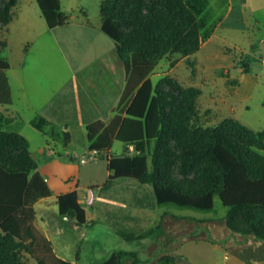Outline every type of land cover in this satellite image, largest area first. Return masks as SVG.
<instances>
[{"label":"trees","instance_id":"trees-1","mask_svg":"<svg viewBox=\"0 0 264 264\" xmlns=\"http://www.w3.org/2000/svg\"><path fill=\"white\" fill-rule=\"evenodd\" d=\"M38 1L50 28L66 23L61 0ZM17 2L0 0L2 25L13 19ZM101 14V28L114 39L124 64L126 82L119 105L125 108L108 123L102 119L88 123L89 148L110 152L114 140H119L130 151L108 153L112 173L107 183L133 178L153 185L158 205L201 212L213 210L218 196L228 211L217 219L165 220L164 215L147 232L122 233L128 240L153 238L162 246L155 255L142 258L137 251L119 250L100 264L183 262L187 258L174 251V236L184 233V241L200 237L202 227L246 262L263 260L264 129L233 116L204 126L197 121L198 87H184L170 76L155 84L150 77L165 55L200 50L196 12L184 0H101ZM7 44L0 35V103L12 101L10 63L2 56ZM38 167L28 138L0 128V264H28L27 254L38 264H82L80 249L75 261L62 259L35 224V202L53 193ZM176 170L182 178L175 176ZM57 203L60 215L75 217L77 228L88 224L77 188L58 194Z\"/></svg>","mask_w":264,"mask_h":264},{"label":"rangeland","instance_id":"rangeland-1","mask_svg":"<svg viewBox=\"0 0 264 264\" xmlns=\"http://www.w3.org/2000/svg\"><path fill=\"white\" fill-rule=\"evenodd\" d=\"M184 1L196 12L201 24L203 45L213 33L217 30L219 32L215 41L220 46V52L211 54V61L216 66L213 70L206 71L207 66L202 58V52H206L205 47L202 51L190 55L171 52L158 61L150 77L155 84L165 76H170L184 87H198L201 94L196 98L197 121L204 126L218 125L226 117L232 116L229 114H233L254 129H264V69L257 71L252 68L256 64L264 63V0H242L243 8L239 0ZM232 5L234 17L246 20V29L218 27ZM61 6L66 12L67 20L56 29L48 27L38 0H18L13 8V19L8 25L0 23V35L8 40V47L3 48L2 56L7 58L12 67L8 75L13 85L17 110L25 117H36L38 113L45 116L42 119L37 117L36 121L48 134L32 125L23 126L31 139L39 167L50 175L60 170L52 165L51 158L46 159V156L41 155V150H45V145L50 140L57 150L53 157L56 159L62 157L59 155L67 156L68 163L75 165V170L79 169L80 201L87 208L90 220L88 224L77 229L74 225L75 217L58 213L55 197L48 199L49 205L46 201L37 203L35 207L38 216L45 215L44 220L50 224L52 238L56 244L66 240L63 244L65 249L68 248L66 254L75 256L77 250L81 249L82 264H100L119 250H134L142 258L152 257L158 246L153 238L147 236L128 240L122 233L147 232L155 227L164 215L169 218L177 216L194 220L217 219L225 216L228 209L218 196L215 198L214 209L207 212L170 204L158 205L153 185L141 183L133 178L120 179L110 189H106L104 184L109 171L108 153L123 154L130 151L123 142L114 140L110 152L99 151L96 157H92L87 123L98 119L108 123L116 113L124 110V105H119V98L125 87V68L114 39L101 28V0H61ZM226 55L234 59L235 71H232L231 67L222 66L226 65ZM23 62L25 67L21 70ZM238 70L257 72L259 81L249 100L236 104L232 98L235 103L232 113L231 109L226 110L223 98L230 99V94H234ZM208 73L210 77H207ZM92 80L93 86L90 85ZM101 83H104L106 91L110 87L106 99H118L111 114L109 110L100 114L92 113L96 104L94 99H97V93L100 92L98 84ZM166 88H169L168 83ZM24 92L29 94L34 107L24 108ZM5 115L7 110L0 105V116ZM66 125L72 138L68 144ZM21 126L20 118L14 123L6 124L0 117V128L13 129ZM262 152L264 153V149ZM64 156L62 159H66ZM83 157L88 160L82 162ZM72 165L66 170H71ZM175 176L182 178L177 170ZM88 187H93L100 193L94 208L84 202ZM108 193L110 196H106ZM37 224L42 227L41 220L37 219ZM56 226H63L65 231L58 232ZM202 229L200 232L204 233L200 237L189 240H183L184 233L174 236V251L187 258L182 264H236L235 255L229 251L231 257L227 258L226 247L222 244L215 247L214 244L218 242L212 239L216 237L209 235L204 227ZM72 248L77 250L73 251ZM25 259L28 264H38L28 254Z\"/></svg>","mask_w":264,"mask_h":264},{"label":"crops","instance_id":"crops-1","mask_svg":"<svg viewBox=\"0 0 264 264\" xmlns=\"http://www.w3.org/2000/svg\"><path fill=\"white\" fill-rule=\"evenodd\" d=\"M239 1H240V5H242V8H243L242 0H239ZM241 12H242V9L240 10V13ZM246 23H247L246 20H244L243 18L239 20L238 18L236 19V17H234V5H232L230 10H229V12H228V14L226 15V17H224V19H222V21H220L218 27H221V28L230 27L233 30H235V29L239 30V29H244V28L246 29L247 28ZM218 27H217V29H218ZM56 28H58V27H54V28H50V29H56ZM218 34H219V32L217 30L216 33L215 34L213 33L212 36L208 39V41H206V43L204 45L203 44L201 45V48L199 50V51H202V49L205 47V51L206 52L205 53L202 52V55H203L202 58L205 60L204 63L207 66L205 68L207 72L213 70L215 68V66H216V64L213 65V63L211 61V54H215V53L217 54V53L220 52V46L215 41V37H217ZM7 42H8V40H7ZM7 47H8V44H7L6 48ZM226 56H227L226 57V63H225L226 65H222V66L223 67L224 66L225 67H231L232 71H235V61H234V59L229 58L228 55H226ZM21 66H22L21 70H24L25 63L23 62L21 64ZM252 68H256L255 70H257V71L260 68L264 69V63L256 64ZM252 68H251V70H252ZM11 69H12V67L10 66V68L8 69V74H9V71ZM236 75H238V82L236 83V88H235L234 94H230V99L223 98V104H224L226 110H228V109L230 110L231 109L232 113L234 112V108H235V103L233 102L232 98L235 99L236 104H239L241 102L249 100L250 97L253 94V91H254L258 81H259V76H258L257 72L251 73V72L238 70V71H236ZM8 76H9V80H10V75H8ZM207 77H210L209 73L207 74ZM91 83L92 84H90V85L93 86L94 85V80H92ZM10 84H11V87H12V101L10 103H0V105L5 107V109L7 110V115H5L3 117L0 116V117H1V119H3V121L6 124L14 123L15 121L18 120V118H20L22 120V126L21 127H16V128H13V129L12 128H4V127H2V129L16 130V131H19L22 134H24L29 140L30 150L32 152V155L35 157V155L33 153V147H32L31 139H30L28 133H26V131H25L23 126L32 125V126L36 127L37 129H39L40 131H42V132L44 131L43 133L46 134L47 131L44 130V127H42L38 123V121H36L37 117H40L42 119L45 116H44L43 113H40V114L38 113V116L30 118V117H25L21 113H19V111L17 110L18 106L15 105V101H14L13 85H12L11 80H10ZM104 86H105L104 83L98 84V90L100 92L97 93V97H96L97 99H94V102L96 104H95V109L92 108L93 109V112H92L93 114H96V113L100 114V113H102V112H104L106 110H109L110 111L109 114H111V112H113L114 107L118 103L117 97L113 101L112 100L110 101V99H106V95L109 94L108 91H110V87H109L108 91H106ZM23 89H24V86H23ZM24 93H25L24 104L26 105L25 106L23 104L24 108H30L31 106L34 107V105L30 102L29 94H27L26 92H24ZM53 100H54V98H53ZM119 100H120V98H119ZM7 105H10V106H7ZM225 108H223V109H225ZM92 109H91V106H90V110H92ZM229 115L235 116L233 114H229ZM88 123H90V122H88ZM88 123H87V125H88ZM65 134H66V139L68 140L67 141V144H68V142H70L72 140V138H71L70 129H69V127L67 125L65 126ZM46 145H47L48 148L46 147ZM46 145H45V150H43V151L41 150V155H44V157L46 156V159H47V157L51 158L52 159V165L55 168L59 167L60 170L59 171L56 170L53 175H50V173H48V171L38 167V170L41 172V174L45 177V179L47 180V182L51 186V188L53 190V193L50 196L41 197L40 199H38L35 202L34 207L40 201H46V203L49 205V200L48 199H50L51 197H55L56 200H57V196L60 193L71 191V190L76 189V188L79 191V188H78V182L80 181L79 169L75 170V165L73 166L72 164L68 163L67 156L59 155V156H62V157L64 156L66 159H62V157L55 159L53 157V154L56 155L57 150H55L56 147L52 146L50 140H48ZM35 159H36V157H35ZM70 165H72V169L67 171L66 169ZM76 167H79V166H76ZM111 173H112V171L109 169V171L107 173V179H108L109 175H111ZM120 179H128V178H118V179L113 180L110 183H107V181H106V183L104 184L106 189H108V188L110 189L112 186H114V184H116L115 182L120 181ZM95 194H96V199H95L94 203L93 204H89V205L93 206V208L95 206L97 198L100 197V193H98L97 189H95ZM79 195L81 196L80 192H79ZM106 196H110V194L108 193V194H106ZM35 209H36V207H35ZM44 217H45V215H43V214L40 215V217H39L38 213H37V209H36L35 224L42 231V233L51 241V244H52V247H53L55 253L59 257H61L62 259H69V260L75 261L76 253H75V256L74 255L73 256H69L68 254H66V251L68 250V248L66 247V249H65L64 245H63V244H65L66 240L64 241V243L62 241H58L57 244L54 242V240L52 238V231H51V228H50V224L47 221L45 222ZM87 217H88V220H90L89 219V215H88V210H87ZM166 218H169V217H166ZM37 219L42 221V224H41L42 227H40L37 224ZM168 220H171V218H169ZM74 225H75V227H77L76 223ZM57 229H58V232H60V233L65 231V228L63 226H56V230ZM116 232H119V231H116ZM153 241H154V243H157V245H158L156 247L155 251L158 250L159 248L160 249L162 248L160 243L156 242V240H153ZM154 243H152V246L154 245ZM214 245H215V247L221 246L220 243H216ZM72 250L75 251V250H77V248H74V249L72 248ZM158 251H156L155 253L153 252L152 256L155 255ZM80 253H81V249H80ZM225 256L227 258L231 257L230 256V252L228 250H225ZM235 257L237 258V261L235 262L236 264H264V259L263 260H255V259H253L252 262L248 263L244 259H241L240 257H238L237 255H235ZM182 263L183 262H173V263H169V264H182ZM140 264H164V263H162L160 261H156V262H153V263H140Z\"/></svg>","mask_w":264,"mask_h":264},{"label":"built area","instance_id":"built-area-1","mask_svg":"<svg viewBox=\"0 0 264 264\" xmlns=\"http://www.w3.org/2000/svg\"><path fill=\"white\" fill-rule=\"evenodd\" d=\"M99 152L98 150H93L92 157H96V153ZM88 160L87 157L82 158V162H86ZM96 199L95 189L93 187H89L84 195V202L87 204H93Z\"/></svg>","mask_w":264,"mask_h":264}]
</instances>
